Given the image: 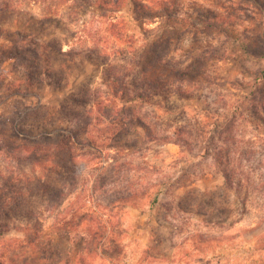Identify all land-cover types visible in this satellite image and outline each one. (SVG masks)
Instances as JSON below:
<instances>
[{
    "label": "rangeland",
    "instance_id": "1",
    "mask_svg": "<svg viewBox=\"0 0 264 264\" xmlns=\"http://www.w3.org/2000/svg\"><path fill=\"white\" fill-rule=\"evenodd\" d=\"M70 131L74 167L32 165ZM11 176L51 187L0 210L2 264H264V0H0Z\"/></svg>",
    "mask_w": 264,
    "mask_h": 264
},
{
    "label": "trees",
    "instance_id": "2",
    "mask_svg": "<svg viewBox=\"0 0 264 264\" xmlns=\"http://www.w3.org/2000/svg\"><path fill=\"white\" fill-rule=\"evenodd\" d=\"M132 1L134 2L136 0H132ZM174 76H175V74H174ZM152 80H153L152 84L154 86H158V84H161L163 79L155 78ZM166 86H168V85H166ZM178 93H180V94L182 93L180 91V89L178 90ZM157 95H160L159 91H157ZM125 96L126 95L119 96L117 93H114L113 95H111L112 100L110 103H112V104L108 105L107 108L104 105V101H98V102L96 101L95 104H97L98 107L100 106V108L104 106L103 109H108L107 114L109 116L112 114H116V116L120 117L126 111V107H124V105H123L120 108L118 103H119V101L123 100L121 98H126ZM128 99H132V100L127 101L126 104H128L129 102L131 103L134 100L141 101V103H143V104H150V102L148 101V100H150V97H148L146 95H136L135 97H131ZM72 101L80 102V101H77V99H72ZM108 101H109V98H108ZM74 113L76 115H78V113H76V112H74ZM104 114H106V111H104ZM78 117H80V116H78ZM99 120H100V118H99ZM88 123H87V125H88ZM128 123L130 125H134L135 123H137V125L140 126L143 129V131L146 134H148V136L151 134L148 127H146V125L141 123V120L135 121L134 119H132L131 121L129 120ZM128 123L124 124V129H123V127L116 128V127H110L109 126L108 128L105 129V131H103V133L110 134L111 137L118 136L119 134L121 135L122 131L126 132L125 126ZM79 124L80 123H75L74 129H80ZM198 129H200V126H198ZM72 130H73V128H72ZM75 135H76L75 131L74 132L70 131V134L64 135V137H62L59 141L53 143L52 142L53 139L51 136L47 135L46 133L42 134L38 138L39 140L36 139L33 142V147H32L33 149L26 150L27 153L30 154L29 158L32 159L31 161H33L32 165H34V164L42 165L45 162L50 161V159L52 158L54 160V162L52 160V162H53L52 166L48 169H45V171H48L49 173L58 174V171L56 170L58 168L59 169H66V168H69L70 166L74 167V164H72V162H73L72 150H73V148H75L78 145ZM120 135L118 137H120ZM5 181L3 183L2 193L0 195V210L1 211H4L5 209L7 210V208H9L7 205L8 203H10L11 205H14V206H18L19 204H21V201H24L26 199H30L31 197L38 196L40 194L47 195V193L49 192L50 187H51L49 185V182L43 180L42 178L32 179V178H28V177L18 178L15 176H11L10 178L5 179ZM155 202H156V199L154 200V203ZM4 215L6 216V214H4ZM67 227H68V225H64V229H62V227H59L57 229L58 230L57 232L61 233V230H65ZM102 227H103V229L101 230L102 231L101 234H102V237H104L105 234L107 233L108 227H107V225L102 226ZM98 246L99 245H97L95 248H96V250H99V253H100L99 255H101L104 259L109 260V261L114 260L117 256L120 255V253L122 251L120 243H118L115 239L109 240L107 242V244L103 242V243H101V245L99 247ZM97 248H99V249H97ZM0 264H2L1 261H0Z\"/></svg>",
    "mask_w": 264,
    "mask_h": 264
}]
</instances>
